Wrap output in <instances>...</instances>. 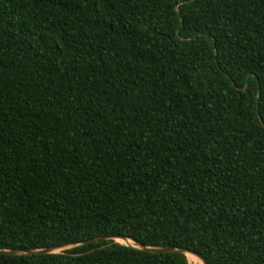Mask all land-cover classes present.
I'll return each mask as SVG.
<instances>
[{"label":"trees","instance_id":"trees-1","mask_svg":"<svg viewBox=\"0 0 264 264\" xmlns=\"http://www.w3.org/2000/svg\"><path fill=\"white\" fill-rule=\"evenodd\" d=\"M264 264V0H0V264Z\"/></svg>","mask_w":264,"mask_h":264},{"label":"water","instance_id":"water-1","mask_svg":"<svg viewBox=\"0 0 264 264\" xmlns=\"http://www.w3.org/2000/svg\"><path fill=\"white\" fill-rule=\"evenodd\" d=\"M101 239H111V240H114L115 243H118L115 240H130L131 242L137 244L139 248H141L144 251H148V252H159V253L178 252V253H181L185 256H186V254H190L193 257H195L196 259H198L202 264H207L206 260L200 254H198L196 252L184 250V249H175V248H146V247H141L138 243H136L132 239H126V238H121V237L120 238H100V239H96V240H90L89 242H94V241L101 240ZM66 246L74 247L73 245H59L56 247L45 248V249H40V250H26V251L0 250V254L8 255V256L43 255V254H51L54 249H61V248L66 247Z\"/></svg>","mask_w":264,"mask_h":264},{"label":"rangeland","instance_id":"rangeland-1","mask_svg":"<svg viewBox=\"0 0 264 264\" xmlns=\"http://www.w3.org/2000/svg\"><path fill=\"white\" fill-rule=\"evenodd\" d=\"M116 242H118L119 244H122V245H128V246H132L133 245V242H131L130 240H115ZM70 248H72L71 246H66V247H63V248H61V249H54L53 251H52V253H59V252H61V251H64V250H67V249H70ZM197 261H196V263L197 264H202L198 259H196ZM188 262V261H187ZM195 263V262H194ZM194 263H190V262H188V264H194ZM195 263V264H196Z\"/></svg>","mask_w":264,"mask_h":264},{"label":"bare ground","instance_id":"bare-ground-1","mask_svg":"<svg viewBox=\"0 0 264 264\" xmlns=\"http://www.w3.org/2000/svg\"><path fill=\"white\" fill-rule=\"evenodd\" d=\"M186 258H187V261L190 262V263H194V262L196 263V261H197L196 258L193 257V256L190 255V254H186ZM195 263H194V264H195ZM196 264H197V263H196Z\"/></svg>","mask_w":264,"mask_h":264}]
</instances>
